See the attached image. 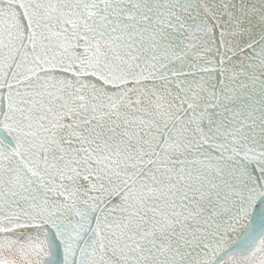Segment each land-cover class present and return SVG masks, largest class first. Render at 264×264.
<instances>
[{"label": "snow or ice", "instance_id": "snow-or-ice-1", "mask_svg": "<svg viewBox=\"0 0 264 264\" xmlns=\"http://www.w3.org/2000/svg\"><path fill=\"white\" fill-rule=\"evenodd\" d=\"M0 264H264V0H0Z\"/></svg>", "mask_w": 264, "mask_h": 264}]
</instances>
